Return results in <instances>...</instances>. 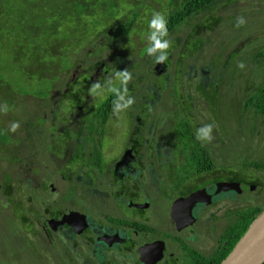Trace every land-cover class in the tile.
<instances>
[{"label":"flooded vegetation","instance_id":"flooded-vegetation-1","mask_svg":"<svg viewBox=\"0 0 264 264\" xmlns=\"http://www.w3.org/2000/svg\"><path fill=\"white\" fill-rule=\"evenodd\" d=\"M198 28L195 24L188 30L192 36L184 43L179 36L177 40L176 37L169 40L173 46L167 50L168 59L162 63L147 52L142 54V48L150 45L146 42L135 43L140 55L148 60L146 64L133 63L128 57L114 62L116 55L109 59L101 58L99 53L93 55L92 65L81 68L84 63L72 58L70 62H76L61 67L48 89L45 102L53 111H46L44 120L35 125L32 120L25 123L20 129L27 135L25 140L21 135L17 139L16 131H9L11 126L5 122L9 118L7 112L0 113V131L9 137L0 140V210L25 205L27 214L32 212L30 216L39 223V234L51 242L70 243L73 252L84 262L92 258L97 264H114L119 260L146 264L144 259L162 256L156 264H209L206 259L199 260L201 254L216 255V260L228 227L233 226L232 222L238 224L237 215L232 211L236 207L227 211L228 206L245 191L258 186L260 180L246 184L238 179L240 165L201 170L203 149L199 148L196 153L195 144L201 142L203 147L210 148L211 142L197 140L196 131L208 123L216 127L222 119L219 113L222 109L220 106L215 112L209 111L211 107L187 84L205 83L207 89L213 90L211 85L219 78L226 93V81L222 77L223 69L210 72L204 59L200 62L197 56L192 60L205 49L201 38L194 43L190 41L197 38ZM178 42L185 46L186 56L176 54L174 61ZM177 69H183L182 73ZM123 70L132 74L126 93L125 86L116 81V73ZM136 75L140 76L136 78ZM82 78L87 79L80 83ZM109 80L122 89L125 99L134 97L135 103L117 111L114 102L118 97L113 102L114 93L103 90L106 96L97 104L99 95L88 90L81 92L96 83L103 89ZM62 85L65 89L61 95L56 92L59 99L55 104L51 91ZM178 85L183 89H175ZM75 87L80 92H74L73 97L81 102L73 101L76 110H62L66 105L63 98L69 97L67 92L76 90ZM163 99L170 106L163 105ZM196 103L202 104L197 112ZM92 108L94 112L90 116ZM59 109L62 110L60 124L49 125L50 115ZM108 125L114 127L115 137H110L112 131ZM26 126L29 129H24ZM64 129L70 131L69 135ZM106 142L112 149H109L110 158L106 157ZM58 143L67 147L71 157L61 158L55 148ZM216 146L217 149L211 146L214 159L221 150L218 143ZM45 148L48 155L41 154ZM195 159L200 160L199 164ZM247 178L256 177L248 175ZM56 179L60 181L58 188ZM220 182H237L240 191L220 192L211 198ZM199 191L202 192L199 201H186ZM39 198L43 199L41 212ZM164 204L167 212H162ZM15 220L24 226L34 223L26 215ZM34 227L35 224L31 231H35Z\"/></svg>","mask_w":264,"mask_h":264},{"label":"trees","instance_id":"trees-1","mask_svg":"<svg viewBox=\"0 0 264 264\" xmlns=\"http://www.w3.org/2000/svg\"><path fill=\"white\" fill-rule=\"evenodd\" d=\"M220 1L231 2L232 0H0V61H4L8 57L11 61L18 62L30 76H34L38 72L40 76L51 77L54 74L58 75L61 72V67L73 65L76 61L70 62V60L75 58L74 55L77 52L86 48L90 50L97 48L93 54L99 55L108 48L113 49L115 43L122 42L123 37H125L124 41L126 38H131L135 42H145L153 31L150 28V21L155 12L162 13L167 18L168 37L170 33L178 31L179 28L187 24L188 19L196 18L197 15L203 14ZM154 8L156 11L150 12ZM222 20H224L222 16L217 18V22ZM234 26H237V23ZM167 37L165 38L167 39ZM230 37H232L231 34ZM100 40L103 43L102 47L98 44ZM261 47L258 53L253 54L254 57L250 58L259 59L258 62L253 61L255 68H257L253 72V79L248 81L246 89H242L243 85H238L236 91L234 89V92L230 91V100L227 90L225 93L222 85L214 87L212 84L213 90H209L205 83H195V91L211 107L209 110L211 112H215L220 107L219 102H221L223 95L226 94L227 99L231 102L235 99V102L232 103L237 104L238 108L234 109L232 117L236 121L234 126L238 125L239 128L245 127L246 124L252 129L249 121L255 116L256 118L258 115L264 116V46ZM147 48H142V54L147 52ZM121 51L123 53H118L114 62L120 58H127V55L124 54L125 47L123 45ZM255 52L257 51L255 50ZM234 53L237 54L238 58L239 53L235 50L229 52L228 60L221 58L224 62L222 77L230 86L234 84V79L239 78L237 75H245L243 72L245 68L240 69L236 65L232 56ZM179 66L183 68L181 63ZM230 69L233 70V75H227ZM177 70L182 73L183 69ZM0 80H2L1 75ZM90 89L91 87L81 90L85 93L87 90L90 92ZM175 89L181 90L183 87L178 85L175 86ZM120 90L122 89L120 88ZM231 93L236 94L232 96ZM111 96L110 94V98ZM116 98L114 93L112 101L114 102ZM23 102L25 100L16 97L15 93H11L7 89L2 90L0 92V113L23 106ZM108 104L114 105L110 102ZM105 107L107 106L105 105ZM224 126V132H221L217 138L220 148L227 145L228 138L231 137L228 136L230 128L227 125ZM64 130L69 135L70 131ZM215 131L214 125L213 132ZM192 141L191 137L190 142ZM195 146L196 153H198L199 148L203 149L200 152L203 156V161L200 162L201 170H213L218 167L217 164H229L226 159L220 160L221 150L215 154V160L211 146V149L208 146L203 147L201 142ZM205 156L206 160H204ZM195 161L196 164H199L200 160L195 159ZM224 161L228 164L223 163ZM249 166L264 170V163L242 160L241 165L237 168L241 171L238 172V179L243 180L246 184L258 183L259 177L248 180L249 173L246 169ZM232 211L237 215L238 224L232 222L233 226L228 227L223 237L222 248L221 246L218 248L217 259H214L216 255L201 254L199 256L200 261L206 259L209 264H220L245 234L250 224L264 211V206L262 202H258L236 207Z\"/></svg>","mask_w":264,"mask_h":264},{"label":"rangeland","instance_id":"rangeland-1","mask_svg":"<svg viewBox=\"0 0 264 264\" xmlns=\"http://www.w3.org/2000/svg\"><path fill=\"white\" fill-rule=\"evenodd\" d=\"M155 11L156 8L150 10V12ZM221 16L224 17V20L217 22V18ZM240 16L245 18L246 24L239 27L234 26L235 23H237V17ZM263 22L264 0H232L231 2L220 1L216 3L211 9L206 10L198 17L194 19H188L186 22L187 24L183 25L178 29V31L174 32L168 40L179 36L182 39V43H184L186 38L192 36V33H190L188 30L196 24L199 27L198 33L196 34L197 38H190V41L194 43L195 41L199 40L198 38H201L204 41L205 49L201 51V54L197 53V55L193 57L192 60H195L197 56H199L198 59L200 62H202V59H204V65L207 66L206 70H209L210 72H218L222 70L224 62L221 60V58L228 60L229 52L231 53V51H233L235 48H240L238 50V58L236 53L232 54V56L234 57L237 66L241 61L245 63L246 67L243 71L245 75H237L239 78L234 79V84L231 86L228 84V82L225 83L228 99L230 100V91H233V89L236 91L238 89V85H243L242 89H246L245 87H247L246 85L248 81L253 79V72L257 70L253 61L258 62L259 59L250 58L254 57L253 54L258 53V51L262 48L261 46H264ZM205 26H207V28ZM195 32H197V30H195ZM230 34L233 38L230 37ZM149 37L145 40L146 43H150ZM124 39L125 37L122 38V42L115 43V47L113 49L108 48L100 53L101 58L113 59L117 53H123L121 51V47L123 45L125 47L124 52L129 59H133V63L136 62L138 64H146L148 60L146 61V58L140 55L139 49L135 44L136 42L131 38H126L125 41ZM98 44L102 47V40H100ZM170 46H173L172 42H170ZM255 50L257 52H255ZM96 51L97 48L93 50L86 48L74 55L75 58H79V61L84 63L81 68L92 65L95 62L93 53ZM176 54L179 56H186L185 46H182L181 42H178L174 48V61ZM215 58H220V61H218L219 59L216 60ZM191 61L189 62L191 63ZM199 67L203 66L199 65ZM172 70H174V65ZM133 72L139 73V71L135 70H133ZM233 74L234 72L231 69L227 72V75ZM0 75L2 79L0 80V92L7 89L11 93H15L16 97H20L25 100V102H23V106L5 111L7 112V115H9V118H6L5 121L7 124H9V126H11L13 122L20 123V127L14 133L17 134L16 138L18 139L21 135L22 140H25L27 135L24 132H20V129L25 126V123H27L29 120H32V122L35 121L33 123L35 125L38 121L44 120L46 111H53V109L47 108L45 101L47 99L46 97L49 96L48 89L52 86L51 82L54 80V77L40 76L38 72H36L34 76H30L21 68L18 62L11 61L8 57H6L4 61H0ZM138 76L140 75H136L135 77L138 78ZM86 79L87 78H82L80 83L85 82ZM184 79L186 81L185 77ZM222 84L223 81L218 78L214 84V87H220ZM78 85L80 84L78 83ZM187 86L191 90L195 89L193 83L187 84ZM75 88L77 89H72L67 92L69 97L63 98L66 105L65 109L62 110L67 111L68 108L76 110L74 108L73 101L79 100L78 102H81L79 98L75 100L73 97V93L75 92L76 94L78 90H80L78 87ZM64 89V85H62L60 88L52 89L51 92L54 93L55 104L58 102V95H61ZM57 91H59L58 95L56 93ZM81 92L83 91L81 90ZM233 94L234 93H231L230 95L234 96L236 93L234 95ZM239 95L241 96L242 94L240 93ZM105 96L106 93L101 92L95 102L99 104L104 100ZM197 97L198 96L194 98V101ZM228 99L225 94L223 95L221 102H219L222 109V111L219 113L222 119H220V121L217 123L216 131L212 133L214 135V139L211 141V146L212 148L217 149V138L220 136L221 132H224V125H227L230 128V130H228V136L231 137L228 138L227 145L221 148L220 154V160L226 159L229 164L228 162L224 161L223 163H227L228 165L218 166V168H229L238 164L241 165L242 160L255 163H264V116L258 115L257 118L255 116L251 121L248 120L252 129L246 124L245 127L240 128L238 125L234 126L236 121H234L232 113L235 108H238V105L233 104L235 99L232 100L233 103ZM163 103L165 106H170L166 99H163ZM201 105V103L195 104V112L198 111ZM62 110H54L53 114L55 115H50V122L48 123L49 125L54 123L60 124ZM93 112L94 109L92 108L90 116ZM160 117L161 116L158 115V118ZM28 126H30V123ZM107 127L108 130L112 131L110 137H115L113 134L115 130L114 127L112 125H108ZM24 129L29 128L26 126ZM8 138L9 137L6 134L0 131V140L4 141ZM106 147L108 148V154H106V157L110 158L109 149H112L107 142ZM55 148L59 150L60 154L62 155V159L64 156L71 157L67 152V147H63L60 143L56 144ZM118 149H120V147H118ZM43 151L44 152H41V154H49L47 148L43 149ZM43 160H45V158H43ZM246 171L249 173V175L259 177L260 183L258 186L255 185L253 190L249 189L245 191L240 197H238L235 203L228 206V209L252 205L258 202H262V205L264 206V170L249 166ZM59 182L60 181L57 179L54 180L57 188L60 186ZM55 197L57 196L55 195ZM42 200V198H39L38 200V210L40 212L42 211ZM35 206L36 205H34V207ZM162 212H167L166 204L163 205ZM22 215H26L29 220L33 221L34 223L29 222L24 226V223L17 222L15 219H18ZM30 215H32V212ZM30 215L27 214L25 205L18 207L8 206L7 211L0 210V264H91L92 262L93 264H97L92 258H89V262H84L83 259L79 258L78 255L73 252L74 247L70 245V243L67 245L57 243V240H54L53 242L47 240L44 236L39 234L40 229H38L39 223L37 219ZM33 224H35V227L33 228L35 231H31ZM44 242L47 243V245H45ZM113 260L115 261V259ZM114 264L130 263L119 260L118 262L115 261Z\"/></svg>","mask_w":264,"mask_h":264},{"label":"clouds","instance_id":"clouds-1","mask_svg":"<svg viewBox=\"0 0 264 264\" xmlns=\"http://www.w3.org/2000/svg\"><path fill=\"white\" fill-rule=\"evenodd\" d=\"M246 24V20L243 16L237 17V27ZM150 28L153 30L149 37L150 45L147 48V53L150 56H155L157 62H164L168 59L167 50L170 48V42L167 37L168 29H167V18L165 15L159 12L153 13L152 19L150 21ZM159 36V38H158ZM157 53H159L157 55ZM240 69H244L246 67L244 62H240L238 64ZM56 76V75H55ZM54 77V76H51ZM116 78L125 86V93L127 92V82L132 80V74L127 71H119L116 73ZM110 93H115L118 97V100L115 103V109L117 111H122L128 109L131 105L135 103L134 97H128L125 99V95L121 93L120 88L116 87L114 81H107L106 85L102 89V85L100 83H96L90 89V93L93 95H100L103 90ZM120 101H123L121 103ZM6 110V109H5ZM20 127L19 122H13L9 131L15 132ZM214 129V124H207L197 129L196 131V139L210 143L214 136L212 135Z\"/></svg>","mask_w":264,"mask_h":264},{"label":"water","instance_id":"water-1","mask_svg":"<svg viewBox=\"0 0 264 264\" xmlns=\"http://www.w3.org/2000/svg\"><path fill=\"white\" fill-rule=\"evenodd\" d=\"M217 186L215 193L210 195L211 198L220 192L240 191V184L237 182H220ZM254 187L251 189L253 190ZM201 193L199 191L191 194L186 201L190 203L199 201L202 197ZM181 201L182 199L179 200ZM161 258L162 256L144 261L146 264H156ZM220 264H264V211L250 224L248 230Z\"/></svg>","mask_w":264,"mask_h":264}]
</instances>
